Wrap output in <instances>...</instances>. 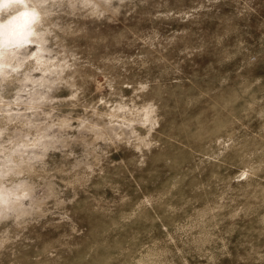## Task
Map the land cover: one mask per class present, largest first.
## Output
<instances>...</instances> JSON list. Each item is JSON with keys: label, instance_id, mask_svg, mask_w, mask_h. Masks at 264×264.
<instances>
[{"label": "rangeland", "instance_id": "374dc122", "mask_svg": "<svg viewBox=\"0 0 264 264\" xmlns=\"http://www.w3.org/2000/svg\"><path fill=\"white\" fill-rule=\"evenodd\" d=\"M43 11L46 83L0 76V186L30 194L0 264H264V0Z\"/></svg>", "mask_w": 264, "mask_h": 264}, {"label": "clouds", "instance_id": "9594fccd", "mask_svg": "<svg viewBox=\"0 0 264 264\" xmlns=\"http://www.w3.org/2000/svg\"><path fill=\"white\" fill-rule=\"evenodd\" d=\"M45 2H33V0H0V76L4 80H8L13 74H20L24 65L31 60H34L36 66L31 68L29 72L24 73L23 80L20 81L22 87L21 92L29 91L25 86L27 84L38 85L43 87L42 78L40 80H33L31 73L41 71L42 67L54 63L53 60H45L44 56H51V50L46 48L48 41L45 36H50L51 32L47 29L39 30L43 26V20L50 13L43 11ZM88 6V5H85ZM95 8V5H91ZM37 45L36 51L28 56H21L20 50L26 49L27 46ZM48 69L44 74L48 75L51 72ZM50 91V89H49ZM30 98L26 102L28 111H38L33 108V104L39 103ZM45 97L41 96L40 101ZM14 103H25L20 99V92L17 93V99ZM103 103V101H101ZM55 127V125H53ZM6 132V129L3 130ZM3 132H0L2 135ZM33 146V145H32ZM17 149H13L11 155L16 154ZM11 163V156L5 159L4 176L9 174L8 164ZM30 199V194L22 188L14 186L9 189L5 186H0V204L3 205L5 213L8 211L10 203ZM5 219L7 215L5 214Z\"/></svg>", "mask_w": 264, "mask_h": 264}]
</instances>
